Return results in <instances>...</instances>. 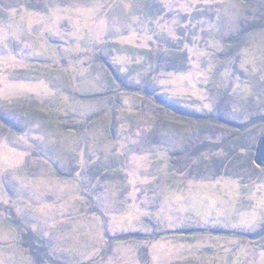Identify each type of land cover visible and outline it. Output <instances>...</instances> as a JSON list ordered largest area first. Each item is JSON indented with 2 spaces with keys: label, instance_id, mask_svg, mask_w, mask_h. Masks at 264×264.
<instances>
[{
  "label": "rangeland",
  "instance_id": "rangeland-1",
  "mask_svg": "<svg viewBox=\"0 0 264 264\" xmlns=\"http://www.w3.org/2000/svg\"><path fill=\"white\" fill-rule=\"evenodd\" d=\"M264 0H0V264H264Z\"/></svg>",
  "mask_w": 264,
  "mask_h": 264
},
{
  "label": "water",
  "instance_id": "water-1",
  "mask_svg": "<svg viewBox=\"0 0 264 264\" xmlns=\"http://www.w3.org/2000/svg\"><path fill=\"white\" fill-rule=\"evenodd\" d=\"M263 123L264 124V116H256L252 118L248 123L237 127L238 130L244 131L254 127L257 124ZM254 163L259 168H264V133L259 137L254 154ZM264 237V227L258 231L255 235L250 236V239H259Z\"/></svg>",
  "mask_w": 264,
  "mask_h": 264
}]
</instances>
